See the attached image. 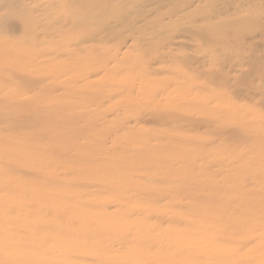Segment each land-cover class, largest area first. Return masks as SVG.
Here are the masks:
<instances>
[{"label":"rangeland","instance_id":"obj_1","mask_svg":"<svg viewBox=\"0 0 264 264\" xmlns=\"http://www.w3.org/2000/svg\"><path fill=\"white\" fill-rule=\"evenodd\" d=\"M145 1L78 44L0 0V264H264V0ZM208 2L243 40L199 37Z\"/></svg>","mask_w":264,"mask_h":264},{"label":"bare ground","instance_id":"obj_2","mask_svg":"<svg viewBox=\"0 0 264 264\" xmlns=\"http://www.w3.org/2000/svg\"><path fill=\"white\" fill-rule=\"evenodd\" d=\"M16 2H19L21 0H15ZM30 1V0H29ZM158 0H156L155 2H157ZM190 1V0H189ZM45 1H39L38 0H33V10H32V15L37 18L38 15L36 14L37 12H39V10H41L40 12L42 13V16H43V20L45 19L46 20V24L44 23V27H43V32H45L46 34H48L49 30L52 29L53 30V33L55 34H58V35H61L63 33H79L80 36L77 37L76 40V43H83L84 41H89V40H96L95 38L100 35V31H104V37H101V40H99L100 42H104V41H107L110 36L112 35H116L118 32L116 31V26L118 24V27H120L121 29L125 30V29H133L131 26L132 23H134V21H137L139 18L145 16V14L147 13V11L149 10H145L144 9V3H146L147 1L144 2V0H47L45 3ZM12 3H13V0H12ZM154 3V2H152ZM0 4H2L0 2ZM183 5L187 4V1H185L184 3H182ZM182 4H177L175 2V5L177 6H182ZM213 5L211 2H208L206 3L204 6H203V9L200 13H202V16L204 17L205 21H207V24L203 26L202 29V33H200L199 31V37H201L203 40L206 38V36H210L212 39V44H214V46H219V45H224V43H226V39L229 41V38H230V41L231 42L233 39V41L237 40H243V37L244 35L246 34L247 31L251 30V26L250 27H247L246 25H242V21L245 22V20H247V18L245 20H242L239 19V20H242V21H239V23H234V24H229V23H217L216 21H214L215 23L217 24H212L213 22V19L215 17H217L219 15V12H217V9L215 10V8H213ZM147 6V5H146ZM19 7V6H18ZM183 7V6H182ZM20 8V7H19ZM29 9V8H28ZM180 10V8H178ZM182 9V8H181ZM171 11L168 12L171 13L172 15L175 13V9H170ZM27 11V10H26ZM25 11V12H26ZM151 11V9H150ZM157 11V10H156ZM178 12V10H176ZM182 11V10H181ZM30 12V11H29ZM22 13V11H21ZM31 13V12H30ZM40 13V14H41ZM153 13V12H152ZM154 13H156L154 11ZM179 13V12H178ZM217 14V16H216ZM21 15V14H20ZM30 15V14H29ZM31 15V16H32ZM148 16V14H146ZM163 15V12H158V15L157 17H161ZM165 17L167 15V13L165 14ZM170 15V14H169ZM171 15V16H172ZM175 15V14H174ZM191 17H194L193 14H189ZM27 16V15H26ZM42 16H39V17H42ZM155 17V15H153ZM186 16V15H185ZM189 16V17H190ZM7 17V15H6ZM33 17V19H34ZM250 17V15H249ZM253 17H251L252 19ZM31 19V17H30ZM244 19V18H243ZM249 19V18H248ZM254 19V18H253ZM250 20V19H249ZM156 21V20H154ZM221 21V20H220ZM255 21V20H254ZM253 21V22H254ZM38 22V21H37ZM250 22V21H249ZM249 22L245 23V24H248ZM252 22V21H251ZM42 23V22H41ZM138 23V21H137ZM39 24V23H37ZM149 23L147 22V24L145 25H148ZM255 24V23H253ZM42 25V24H41ZM67 27H66V26ZM135 25V24H134ZM137 25V24H136ZM144 25V24H143ZM141 25V26H143ZM159 25V24H158ZM30 26V25H29ZM58 26L62 27V28H59ZM149 26V25H148ZM147 26V27H148ZM160 26V25H159ZM35 27H36V24H35ZM137 27V26H136ZM144 27V26H143ZM158 27V26H157ZM253 27V26H252ZM140 28V26H139ZM153 28V26H152ZM156 28V27H154ZM159 28V27H158ZM233 29L232 31L229 29ZM255 29V27L253 28ZM29 30V29H28ZM134 30V29H133ZM158 30V29H157ZM261 30V29H260ZM138 31V30H137ZM144 31V28H142L141 30V34L143 33ZM255 30H253L254 32ZM129 32H132L133 31H129ZM250 32V31H249ZM247 32V33H249ZM252 32V31H251ZM252 32V33H253ZM256 33V32H255ZM254 33V35H255ZM37 35V34H36ZM51 35V34H50ZM118 35V34H117ZM46 36V35H45ZM144 36V35H143ZM142 36V37H143ZM262 36L264 37V32L262 33ZM47 37V36H46ZM138 37V36H137ZM249 37V36H248ZM45 38V37H44ZM35 39V38H34ZM86 39V40H85ZM81 40V41H80ZM234 41V42H235ZM236 41V42H237ZM235 42V43H236ZM74 43V42H73ZM80 43V44H81ZM155 43V42H154ZM233 43V42H232ZM238 48H241V42H238ZM228 46L230 44H227ZM226 46V44L224 45ZM231 46V45H230ZM258 46V45H257ZM167 48V47H166ZM153 49V48H152ZM74 50V49H73ZM151 50V49H150ZM255 50V49H254ZM62 51V50H61ZM42 52V51H41ZM75 53V52H74ZM90 53V52H89ZM66 54V53H65ZM116 56V54H114ZM163 57H166V54L163 53L161 54ZM168 55V54H167ZM103 55L100 54L98 57V60L96 62H98L100 60V58L102 57ZM96 57V58H97ZM104 57V56H103ZM143 61V60H142ZM148 61V60H147ZM228 61V60H227ZM176 63L178 64V62L176 61ZM150 64V62H149ZM180 64V63H179ZM104 69V68H103ZM99 70V69H98ZM106 71L107 72H110L109 69L107 68V64H106ZM105 71V73H106ZM92 73H96V70H88L86 71L83 75L81 74L80 75V78H82V80H85V82L89 79L90 75ZM107 75V73H106ZM173 76V75H172ZM106 77V76H105ZM150 80V79H149ZM149 80L147 82H149ZM151 81V80H150ZM153 82V81H151ZM90 81L86 82V86L90 87ZM162 83V82H161ZM159 84V83H158ZM95 85V84H94ZM114 87H115V84H113ZM161 85V84H159ZM62 86V85H61ZM85 86V87H86ZM118 86V85H116ZM162 86H166L164 84H162ZM59 87V86H58ZM169 87V86H168ZM167 87V88H168ZM149 89V88H148ZM165 89V87H164ZM106 90V89H105ZM154 90V89H153ZM160 88L158 90H155L154 91V94L151 92V96L153 94V96H157V93H160V96H161V92L162 90H160ZM167 90V89H166ZM107 91V90H106ZM179 91V90H178ZM210 91V90H209ZM143 92V91H141ZM105 93V92H104ZM107 93V92H106ZM209 93V92H208ZM109 94V93H108ZM146 93L143 92V95H145ZM166 94V93H164ZM147 95V94H146ZM159 96V94H158ZM157 98V97H156ZM161 98V97H160ZM97 99V97H96ZM159 99V98H158ZM162 99V98H161ZM132 100V99H131ZM142 99H140V102H141ZM163 100V99H162ZM171 101V99H169ZM99 101V100H98ZM151 101V100H150ZM149 101L150 105H151V102ZM139 102V101H138ZM157 102H159L158 104L156 102H154V104L160 106V103H161V100H158ZM186 102H189V101H186ZM142 103V102H141ZM179 102H177V104L174 102H168L166 103L167 106H170L169 109H171L170 111H172V113L174 114V117L175 119L172 120V121H175L176 123H180L184 118H182L181 116V112L183 109L186 110V106L187 105H183L182 102H180L181 104H178ZM206 103V102H205ZM129 104V103H128ZM137 104V103H136ZM145 104V102H144ZM146 104H148L146 102ZM164 104V103H163ZM126 105V104H125ZM149 105V104H148ZM121 106V105H119ZM142 106V105H141ZM145 106V105H144ZM143 106V107H144ZM161 106H164V105H161ZM138 107V106H137ZM151 107V106H150ZM155 106L151 107L150 110H152V108H154ZM125 108V106H124ZM146 108V106H145ZM148 108V107H147ZM155 109V108H154ZM153 109V110H154ZM157 109V108H156ZM155 109V110H156ZM127 110V109H126ZM134 110V109H133ZM149 110V109H148ZM162 111V109H160ZM164 110V109H163ZM189 110V109H187ZM209 110V109H208ZM216 110V109H215ZM130 111V110H129ZM128 111V112H129ZM159 111V109H158ZM160 111V112H161ZM190 111V110H189ZM131 112V111H130ZM140 112V111H139ZM153 112V111H151ZM165 112H166V109H165ZM188 112V111H187ZM191 112V111H190ZM227 112V111H226ZM233 113V112H232ZM231 113V114H232ZM237 113V112H236ZM165 116L163 117V115H161V120L162 121H170L168 115H171L170 113L168 114L167 113H164ZM167 114V115H166ZM205 114V113H204ZM209 114V113H208ZM234 115V114H232ZM156 116V115H155ZM136 117V116H135ZM171 117V116H170ZM173 117V118H174ZM234 117V116H233ZM232 117V118H233ZM169 118V119H167ZM223 118V117H222ZM125 121V120H124ZM128 121V120H126ZM197 121V120H196ZM119 123V121H118ZM125 123V122H123ZM166 124V123H165ZM92 125V124H91ZM179 129V128H178ZM246 129V127H245ZM60 130V129H59ZM112 132V131H111ZM159 135V134H158ZM128 136V135H127ZM79 137V136H78ZM145 138V137H144ZM127 139V138H126ZM175 140V139H174ZM151 141V140H150ZM149 141V143H150ZM145 142V141H144ZM152 142V141H151ZM147 144V142H146ZM149 145V144H148ZM151 145V144H150ZM149 145V146H150ZM77 146V145H75ZM80 148V147H79ZM71 149V147H70ZM125 149V148H124ZM136 151V150H135ZM77 152V151H76ZM79 152V151H78ZM81 152V151H80ZM184 153V152H183ZM60 154V153H59ZM81 154V153H80ZM178 157V156H177ZM179 159V158H178ZM128 162V161H127ZM185 162V161H184ZM126 163V162H125ZM186 163V162H185ZM140 165V164H139ZM189 168V167H188ZM262 170V169H261ZM264 172V171H263ZM261 173V171H260ZM173 174V173H172ZM257 174V173H256ZM200 175V174H199ZM203 176V175H202ZM178 177V176H177ZM181 178V176H179ZM207 181V180H206ZM4 184V182H3ZM1 183V185H3ZM0 185V186H1ZM53 195V194H51ZM54 196V195H53ZM231 200V199H230ZM234 200V199H233ZM258 201V200H257ZM257 203V202H256ZM260 204V203H259ZM218 206V205H217ZM258 206V205H257ZM224 207V206H223ZM18 209V208H17ZM20 209V208H19ZM236 209V208H235ZM227 211V210H226ZM262 212H264L262 210ZM239 213V212H238ZM264 216V215H263ZM262 216V217H263ZM4 218V217H3ZM218 219V218H217ZM1 222H2V219L0 218ZM4 220V219H3ZM79 220H80V217H79ZM78 220V221H79ZM82 221V220H81ZM4 222V221H3ZM2 222V223H3ZM220 222V221H219ZM2 223H0L2 225ZM11 223V222H10ZM13 224V223H12ZM73 224V223H72ZM76 224V223H75ZM106 225V223H104ZM4 228L6 226V224H4ZM2 225V226H3ZM225 225V224H224ZM56 226V225H55ZM75 226V225H74ZM226 226V225H225ZM52 227V226H51ZM71 227V226H70ZM103 227V226H102ZM107 227V226H105ZM220 227V226H219ZM7 228V227H6ZM79 228V227H78ZM86 229V228H85ZM104 229V228H103ZM201 229V228H200ZM228 229V228H227ZM2 230V229H1ZM0 230V233H2ZM8 231V229H6ZM119 230V229H118ZM116 231V232H119V231ZM216 230V229H215ZM84 231V229H83ZM90 231V230H89ZM103 231V230H102ZM201 231V230H200ZM55 232V231H54ZM62 232V230H61ZM170 232V231H169ZM50 233V234H49ZM48 235L50 236L52 233L49 232ZM90 233V232H89ZM88 233V236L91 237L90 235L92 233L89 234ZM98 233V231H97ZM105 233V232H104ZM196 233V232H195ZM4 234V232H3ZM169 234V233H168ZM190 234V233H189ZM199 234V233H198ZM197 234V235H198ZM211 234V233H210ZM5 235V234H4ZM8 235V234H7ZM43 235V234H42ZM94 235V234H93ZM92 235V236H93ZM101 235H103L101 233ZM104 235H107V234H104ZM220 236V235H219ZM2 236H0L1 238ZM52 237V236H50ZM54 237V236H53ZM95 238V235L93 236ZM92 237V239H93ZM207 237V236H206ZM8 238V236H7ZM48 238V237H47ZM165 238V237H164ZM53 239V238H52ZM82 239V238H81ZM84 239V238H83ZM88 239H91V238H88ZM91 239V240H92ZM97 239V238H95ZM95 239H94V243H95ZM97 240H100L99 238ZM172 242V241H171ZM198 243V241H197ZM2 244V243H1ZM169 244V243H168ZM13 245V244H12ZM166 245V244H165ZM14 246V245H13ZM17 247L19 245H16ZM15 246V247H16ZM181 246V245H180ZM190 246V245H189ZM2 247V246H1ZM3 248V247H2ZM31 249V248H30ZM182 249V248H181ZM195 250V249H194ZM4 251V249H3ZM1 251V252H3ZM13 251V250H12ZM15 251V249H14ZM89 251V250H88ZM189 251V250H188ZM201 251H203L201 249ZM200 251V252H201ZM17 252H18V249H17ZM192 252V251H191ZM197 252V251H196ZM204 252V251H203ZM7 253V252H6ZM86 253V252H85ZM95 253V252H94ZM199 253V251L197 252ZM212 253V252H211ZM13 254V253H12ZM82 254V253H81ZM226 254V253H225ZM234 254V253H233ZM6 255V254H5ZM10 255V254H9ZM165 255V253H164ZM167 255V254H166ZM194 256V255H193ZM200 256V255H199ZM218 256V255H217ZM224 257V256H223ZM11 258V257H10ZM35 258V257H34ZM229 258V257H228ZM31 259V258H30ZM33 259V258H32ZM36 259V258H35ZM216 259V258H214ZM218 259V258H217ZM230 259V258H229ZM12 260V259H11ZM32 261V260H31ZM224 261V260H223ZM226 261V260H225ZM219 262V261H218ZM216 262V264L218 263ZM9 263V262H8ZM34 263V262H33ZM198 263V262H197ZM208 263V262H207ZM13 264V263H12ZM35 264V263H34Z\"/></svg>","mask_w":264,"mask_h":264}]
</instances>
